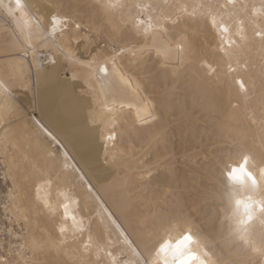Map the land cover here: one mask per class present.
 Here are the masks:
<instances>
[{
	"label": "snow or ice",
	"instance_id": "6c2138e0",
	"mask_svg": "<svg viewBox=\"0 0 264 264\" xmlns=\"http://www.w3.org/2000/svg\"><path fill=\"white\" fill-rule=\"evenodd\" d=\"M46 3L42 13L26 0H0V63L21 68L0 75V94L31 91L32 68L62 64L65 79L82 86L63 91L55 119L85 135L87 98L112 175L97 182L54 129L19 106L0 109V147L14 159L4 207L23 232L0 264H264V0H93L87 22ZM153 66L162 87L146 94ZM45 79L55 83L57 73ZM185 79L222 101L209 109L215 133L200 159L212 164L205 203L214 204V230L241 241L227 259L214 251L219 241L193 234L172 186L151 183L158 171L175 176L174 153L148 158L165 132L151 97L169 99Z\"/></svg>",
	"mask_w": 264,
	"mask_h": 264
},
{
	"label": "bare ground",
	"instance_id": "6f19581e",
	"mask_svg": "<svg viewBox=\"0 0 264 264\" xmlns=\"http://www.w3.org/2000/svg\"><path fill=\"white\" fill-rule=\"evenodd\" d=\"M57 2L64 5L61 12L73 17L77 22H87L95 15L94 7H90L93 0H57ZM3 3L7 4L8 0H3ZM26 3L29 6L36 5L42 13L46 10L51 11L47 8L46 0H26ZM2 42L3 35L0 34V43ZM28 59H31L30 55ZM23 68L27 69V63ZM151 70L154 74L150 84L146 85V94L152 92V84L157 88L162 87L164 74L156 71L154 66ZM53 71L57 73V80L55 83H49L45 76ZM5 72L20 74L21 68L19 66L5 68L3 63H0V75ZM66 75L62 64H58L55 68L49 65L39 73L35 68H32L30 72L31 91L15 89L14 99L26 118L30 120L34 117L45 126L54 129L63 138L64 146L73 154L77 163L91 173L97 182H104L105 179L111 177L112 170L103 165V144L100 140L99 130L88 123L87 98H80L79 123L86 129L85 135H73L64 124L55 119L54 114L60 107L63 91L71 89L78 92L82 86L79 82L65 79ZM151 98L157 104V110L162 116L159 126L164 127L165 132L159 138L158 143L153 146L148 158H154L157 153L164 156L167 150L168 153H174V159L169 160L168 163L175 164L174 177H168L158 171L153 174L151 183L159 184L161 187L171 185L173 194L179 199V208L188 218L190 224L201 236L208 238L209 243L219 241L214 251L217 256L227 259L230 251L234 252L240 246L241 241L238 238L229 240L226 238V234L214 230L216 223V214L213 212L214 204L205 203L207 178L213 175L212 164L211 160L206 163L200 159L204 152L209 151L208 141L211 137L207 133L210 131L215 133L212 124L213 117L209 109L213 105L219 108L222 101L218 98L214 99L210 95L200 94L190 79L182 80L178 90L169 99L159 93ZM162 103L170 106V115H165L160 107ZM23 124L24 120L20 122V126L22 127ZM25 138H27V134ZM25 147L28 145L25 144ZM37 147V141L33 140V151ZM193 159L199 161L195 166L191 163ZM13 164V153H5L4 149L0 147V181L6 185L5 190L0 194V227L2 228L0 230V253L15 251L22 242L16 238L18 235H23L22 225L16 223L13 211L5 210L4 207L8 203V190L11 187V182L5 179V173ZM98 169H104V177H97ZM13 171H15L14 167ZM112 195L118 197L119 190H114ZM22 196L23 193H21ZM6 220L9 223H6Z\"/></svg>",
	"mask_w": 264,
	"mask_h": 264
},
{
	"label": "clouds",
	"instance_id": "9594fccd",
	"mask_svg": "<svg viewBox=\"0 0 264 264\" xmlns=\"http://www.w3.org/2000/svg\"><path fill=\"white\" fill-rule=\"evenodd\" d=\"M13 105V106H19L15 99L10 100L9 97L7 95H3L0 94V109H4L9 105ZM192 227V231L194 235H199V233L194 229V227L192 225H190Z\"/></svg>",
	"mask_w": 264,
	"mask_h": 264
},
{
	"label": "rangeland",
	"instance_id": "374dc122",
	"mask_svg": "<svg viewBox=\"0 0 264 264\" xmlns=\"http://www.w3.org/2000/svg\"><path fill=\"white\" fill-rule=\"evenodd\" d=\"M34 113H37L36 111H33ZM1 187H5V184H2V182L0 181V188ZM6 223H9L7 220H6ZM1 226V224H0ZM0 230H2V228L0 227Z\"/></svg>",
	"mask_w": 264,
	"mask_h": 264
},
{
	"label": "built area",
	"instance_id": "2783aa9c",
	"mask_svg": "<svg viewBox=\"0 0 264 264\" xmlns=\"http://www.w3.org/2000/svg\"><path fill=\"white\" fill-rule=\"evenodd\" d=\"M5 188H6V185H5V187L0 188V194L5 190Z\"/></svg>",
	"mask_w": 264,
	"mask_h": 264
}]
</instances>
